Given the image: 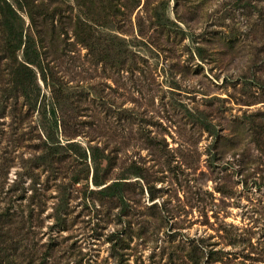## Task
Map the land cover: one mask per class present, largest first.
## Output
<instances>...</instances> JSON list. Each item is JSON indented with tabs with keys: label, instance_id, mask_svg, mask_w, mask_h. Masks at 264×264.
Here are the masks:
<instances>
[{
	"label": "rangeland",
	"instance_id": "obj_1",
	"mask_svg": "<svg viewBox=\"0 0 264 264\" xmlns=\"http://www.w3.org/2000/svg\"><path fill=\"white\" fill-rule=\"evenodd\" d=\"M0 264H264V0H0Z\"/></svg>",
	"mask_w": 264,
	"mask_h": 264
},
{
	"label": "trees",
	"instance_id": "obj_2",
	"mask_svg": "<svg viewBox=\"0 0 264 264\" xmlns=\"http://www.w3.org/2000/svg\"><path fill=\"white\" fill-rule=\"evenodd\" d=\"M2 11L4 13V15L6 14L7 10L9 9L8 5L5 3V1H3L2 5H1Z\"/></svg>",
	"mask_w": 264,
	"mask_h": 264
}]
</instances>
